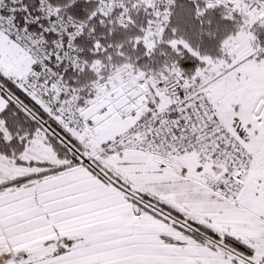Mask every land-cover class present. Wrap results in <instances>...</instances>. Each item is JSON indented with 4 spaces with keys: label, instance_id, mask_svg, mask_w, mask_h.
Listing matches in <instances>:
<instances>
[{
    "label": "snow or ice",
    "instance_id": "6c2138e0",
    "mask_svg": "<svg viewBox=\"0 0 264 264\" xmlns=\"http://www.w3.org/2000/svg\"><path fill=\"white\" fill-rule=\"evenodd\" d=\"M0 264H264V0H0Z\"/></svg>",
    "mask_w": 264,
    "mask_h": 264
}]
</instances>
